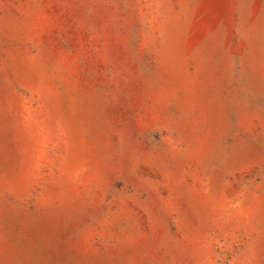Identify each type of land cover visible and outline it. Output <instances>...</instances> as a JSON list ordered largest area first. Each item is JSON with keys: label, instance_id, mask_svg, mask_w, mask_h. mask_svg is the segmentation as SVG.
Instances as JSON below:
<instances>
[{"label": "rangeland", "instance_id": "rangeland-1", "mask_svg": "<svg viewBox=\"0 0 264 264\" xmlns=\"http://www.w3.org/2000/svg\"><path fill=\"white\" fill-rule=\"evenodd\" d=\"M0 264H264V0H0Z\"/></svg>", "mask_w": 264, "mask_h": 264}]
</instances>
